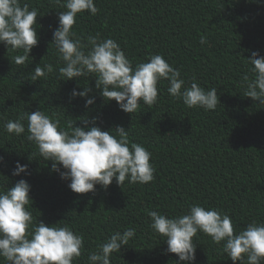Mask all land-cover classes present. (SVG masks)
<instances>
[{"label": "trees", "instance_id": "trees-1", "mask_svg": "<svg viewBox=\"0 0 264 264\" xmlns=\"http://www.w3.org/2000/svg\"><path fill=\"white\" fill-rule=\"evenodd\" d=\"M94 2L98 13L78 14L73 26L83 44L88 36L114 39L133 67L160 54L180 70L186 83L195 77L205 90L215 87L220 104L215 110L189 109L170 97L167 81H160L157 103L141 104L129 114L115 100H103L95 78H80L79 86L76 79L60 80L63 62L51 41L58 13L65 9L50 0H20L21 6L38 9L34 27L39 39L23 65L15 63L22 50L0 44V186L25 179L31 186L29 210L34 219L47 225L67 223L83 235L84 252L74 264H87L89 251L129 227L136 229V236L113 253L112 264H175V254H164V238L149 228L147 210L171 217L199 203L230 215L237 230L252 220L264 222V105L244 97L240 86L249 67L246 58L252 51L264 56V0ZM202 36L207 43H200ZM38 64H51L54 71L33 82L30 74ZM86 84L92 89L89 97L95 96L89 108L84 98L69 96ZM37 109L62 126L74 119L76 126L84 127L86 119L89 126L113 134L122 126L130 143L152 153L154 180L126 181L122 187L113 180L106 190L96 185L95 192L74 193L67 186L70 181L51 171V161L35 154L36 145L26 134L3 130L5 120ZM17 162L28 166L27 175H12ZM197 235L195 264H232L210 237Z\"/></svg>", "mask_w": 264, "mask_h": 264}, {"label": "clouds", "instance_id": "clouds-1", "mask_svg": "<svg viewBox=\"0 0 264 264\" xmlns=\"http://www.w3.org/2000/svg\"><path fill=\"white\" fill-rule=\"evenodd\" d=\"M53 5L64 8L58 13V26L53 30L51 45H54L63 66L59 67L60 80L95 78V87L105 102L115 100L119 108L129 114L136 112L141 104L152 106L158 101V83L167 81V92L174 100H181L189 109L215 110L220 104L215 87L205 90L192 77L186 83L178 68L172 67L160 54L151 55L146 62L133 67L124 50L114 39L88 36L87 44L76 37L73 26L77 15L85 11L96 15L99 11L94 0H50ZM38 9L30 10L20 0H0V44L7 49L21 51L15 57L17 65L25 64L38 44ZM201 44L207 43L202 36ZM249 65L241 78L243 96L264 105V56L252 51L246 58ZM51 64H39L30 74L35 82L52 73ZM90 87L82 91L73 89L70 99L79 96L85 99V108L95 103L89 97ZM96 119L91 121L96 124ZM26 122V123H25ZM76 126L70 119L65 126L60 120L45 111L23 112L15 120L2 123L4 132L20 136L36 145L43 161H51V171L70 181L68 187L77 194L96 191V185L105 190L115 180L123 186L147 184L154 180L155 168L150 163L152 153L143 145L130 143L128 130L122 126L113 131H103L98 126ZM29 160L30 155H29ZM2 161V158H0ZM28 166L17 162L13 176L25 175ZM31 186L25 179L13 186H0V261L3 264H74L84 252V237L73 231L67 223L47 225L34 219L29 210ZM32 204V203H31ZM32 208V207H31ZM149 228L163 237L167 248L164 254H175V264H195L198 233L211 238L220 246L232 264H264V222L252 220L243 229H236L232 217L212 207L199 203L175 216L147 210ZM135 228L113 232L95 250L87 253V264H112L113 253L135 238Z\"/></svg>", "mask_w": 264, "mask_h": 264}]
</instances>
